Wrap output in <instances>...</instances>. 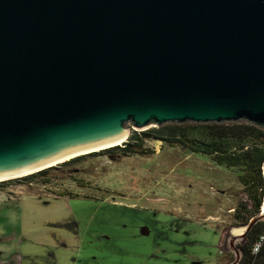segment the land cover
Returning <instances> with one entry per match:
<instances>
[{
  "label": "water",
  "instance_id": "water-1",
  "mask_svg": "<svg viewBox=\"0 0 264 264\" xmlns=\"http://www.w3.org/2000/svg\"><path fill=\"white\" fill-rule=\"evenodd\" d=\"M241 123L264 131V0H0V180L127 125ZM258 222L225 239L230 264Z\"/></svg>",
  "mask_w": 264,
  "mask_h": 264
},
{
  "label": "rangeland",
  "instance_id": "rangeland-1",
  "mask_svg": "<svg viewBox=\"0 0 264 264\" xmlns=\"http://www.w3.org/2000/svg\"><path fill=\"white\" fill-rule=\"evenodd\" d=\"M144 146L151 155L122 156L121 145L56 165L45 186L6 181L10 197L38 192L40 201L38 211L4 215L0 264H53L48 250L57 264H230L225 239L242 228L232 210L244 199L237 171L160 141ZM63 193L79 196L55 197ZM143 227L151 235L138 241Z\"/></svg>",
  "mask_w": 264,
  "mask_h": 264
},
{
  "label": "trees",
  "instance_id": "trees-1",
  "mask_svg": "<svg viewBox=\"0 0 264 264\" xmlns=\"http://www.w3.org/2000/svg\"><path fill=\"white\" fill-rule=\"evenodd\" d=\"M156 140L168 147H177L192 154L208 157L215 165L237 171V180L242 186L243 201L233 208V219L243 227L257 216L264 201V131L246 123L209 125H166L140 133H132L120 148L122 156L151 155L145 142ZM49 169L19 179L20 184L50 183L45 177ZM5 183H0L2 189ZM58 197H77L63 193ZM264 231V222H258L247 234L246 243L241 246L242 258L239 264H264V245L257 256L251 255V247Z\"/></svg>",
  "mask_w": 264,
  "mask_h": 264
},
{
  "label": "crops",
  "instance_id": "crops-1",
  "mask_svg": "<svg viewBox=\"0 0 264 264\" xmlns=\"http://www.w3.org/2000/svg\"><path fill=\"white\" fill-rule=\"evenodd\" d=\"M0 191H5V195H0V235L3 233V227H6L7 226V223H6V219H8L7 217H5L4 215H17L18 213H24L25 210L28 208H34L33 210L35 211H38L37 210V207H39V201H40V193H36V192H33V193H29L30 196H33V197H30L28 196L27 198H21V200L17 201L16 199L10 197V195H12V193H16L17 191L15 190H12V188H7L6 190H1ZM18 193H21L18 191ZM57 199L58 198H63V197H58V196H55ZM3 216V217H1ZM29 217H31L32 219V216H23V220L25 219H29ZM30 219V220H31ZM46 257L45 259H47V261H50L53 257L54 259V262L53 264H57L58 262V259H57V253L52 251L51 253L49 252V250L47 251V253H45ZM31 257V256H30ZM21 258V257H20ZM29 258V257H27ZM22 260V258H21ZM31 260V258H30ZM36 264V263H34Z\"/></svg>",
  "mask_w": 264,
  "mask_h": 264
},
{
  "label": "bare ground",
  "instance_id": "bare-ground-1",
  "mask_svg": "<svg viewBox=\"0 0 264 264\" xmlns=\"http://www.w3.org/2000/svg\"><path fill=\"white\" fill-rule=\"evenodd\" d=\"M127 134H128V131H127ZM127 134H126V135H127ZM116 145L119 146V145H122V143L119 142V143H116L115 145L107 146L106 148L114 147V146H116ZM104 149H105V148H104ZM95 151H100V149H97V150H95ZM87 153H89V152H87ZM87 153H83V154H80V155H85V154H87ZM73 157H75V156H73ZM70 159H72V158L70 157V158L64 159V160H62V161H67V160L70 161ZM62 161H59L58 163H61ZM55 164H56V163H54V164H52V165H55ZM39 170H40V169H39ZM37 171H38V170L36 169V170L30 171V172H27V173H24V174H21V175L15 176V177H11V178H8V179H16V178H18V177L28 176V175H30V174H32V173L37 172ZM263 177H264V170H263ZM8 179L0 180V182H1V181H6V180H8ZM262 211L264 212V201H263V205H262ZM236 233H237V235H240V234H241V230L236 231L235 234H236Z\"/></svg>",
  "mask_w": 264,
  "mask_h": 264
},
{
  "label": "built area",
  "instance_id": "built-area-1",
  "mask_svg": "<svg viewBox=\"0 0 264 264\" xmlns=\"http://www.w3.org/2000/svg\"><path fill=\"white\" fill-rule=\"evenodd\" d=\"M29 186H31V184H29ZM263 245H264V231L258 237L257 241L252 245V247H251V255L254 256V257L257 256Z\"/></svg>",
  "mask_w": 264,
  "mask_h": 264
},
{
  "label": "flooded vegetation",
  "instance_id": "flooded-vegetation-1",
  "mask_svg": "<svg viewBox=\"0 0 264 264\" xmlns=\"http://www.w3.org/2000/svg\"><path fill=\"white\" fill-rule=\"evenodd\" d=\"M145 231H147V233H148L147 235H143V232H145ZM136 235L139 236V237L134 236V238L135 237L140 238V239H138V241H142L143 239L148 238L151 235V231L149 229L145 228V227L139 228V231L137 232ZM148 246H151L150 242L148 243Z\"/></svg>",
  "mask_w": 264,
  "mask_h": 264
}]
</instances>
